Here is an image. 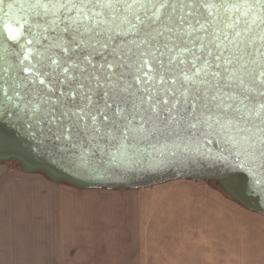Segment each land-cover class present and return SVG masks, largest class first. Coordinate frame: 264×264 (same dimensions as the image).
Wrapping results in <instances>:
<instances>
[{
    "label": "snow or ice",
    "instance_id": "obj_1",
    "mask_svg": "<svg viewBox=\"0 0 264 264\" xmlns=\"http://www.w3.org/2000/svg\"><path fill=\"white\" fill-rule=\"evenodd\" d=\"M17 137L95 180L222 163L264 198V0H0V144Z\"/></svg>",
    "mask_w": 264,
    "mask_h": 264
},
{
    "label": "crops",
    "instance_id": "obj_2",
    "mask_svg": "<svg viewBox=\"0 0 264 264\" xmlns=\"http://www.w3.org/2000/svg\"><path fill=\"white\" fill-rule=\"evenodd\" d=\"M9 166L0 163V264H264V217L226 198L207 199L231 212L212 214L207 228L170 230L168 246L109 244L101 251L91 239L82 243L74 190Z\"/></svg>",
    "mask_w": 264,
    "mask_h": 264
},
{
    "label": "rangeland",
    "instance_id": "obj_3",
    "mask_svg": "<svg viewBox=\"0 0 264 264\" xmlns=\"http://www.w3.org/2000/svg\"><path fill=\"white\" fill-rule=\"evenodd\" d=\"M8 165L18 170L15 164ZM71 189L80 200L81 211L78 214L81 219L82 243L91 239L92 244L101 251L109 244L114 248L136 242L146 246H168L172 230L201 225L207 228L209 224L215 223L211 221V218L214 219L212 214L231 212L227 206L212 204L214 201L207 199L220 196L232 202L216 181L187 186L167 183L138 191ZM202 198L206 200L201 201Z\"/></svg>",
    "mask_w": 264,
    "mask_h": 264
},
{
    "label": "water",
    "instance_id": "obj_4",
    "mask_svg": "<svg viewBox=\"0 0 264 264\" xmlns=\"http://www.w3.org/2000/svg\"><path fill=\"white\" fill-rule=\"evenodd\" d=\"M5 135L9 130L5 127ZM20 146L15 143L0 144V163H13L24 174H43L52 182L66 184L83 191H138L161 186L167 183L190 181H216L221 191L248 212L264 217V198L254 195L238 198L233 194L236 186L247 189L252 183V177L246 170H241L222 163L199 161L197 163L176 162L152 171H142L134 177L125 180H95L77 176L57 167L50 160L34 155L27 148L23 137H17ZM257 179L264 180V171L257 169Z\"/></svg>",
    "mask_w": 264,
    "mask_h": 264
},
{
    "label": "trees",
    "instance_id": "obj_5",
    "mask_svg": "<svg viewBox=\"0 0 264 264\" xmlns=\"http://www.w3.org/2000/svg\"><path fill=\"white\" fill-rule=\"evenodd\" d=\"M16 165V164H15ZM17 166V165H16ZM18 167V166H17ZM19 170V169H18ZM40 174V173H39ZM43 175V174H41ZM44 176V175H43ZM220 188V187H219ZM227 197V196H226ZM228 199H230L229 197H227ZM231 200V199H230ZM232 202H234L233 200H231ZM235 203V202H234Z\"/></svg>",
    "mask_w": 264,
    "mask_h": 264
}]
</instances>
